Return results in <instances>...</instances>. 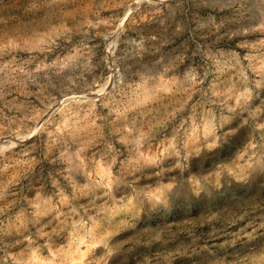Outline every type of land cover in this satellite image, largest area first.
I'll use <instances>...</instances> for the list:
<instances>
[{
  "label": "rangeland",
  "instance_id": "1",
  "mask_svg": "<svg viewBox=\"0 0 264 264\" xmlns=\"http://www.w3.org/2000/svg\"><path fill=\"white\" fill-rule=\"evenodd\" d=\"M0 264H264V0H0Z\"/></svg>",
  "mask_w": 264,
  "mask_h": 264
}]
</instances>
